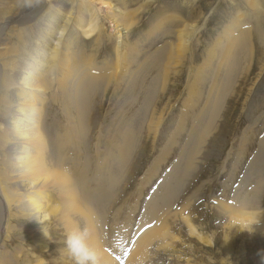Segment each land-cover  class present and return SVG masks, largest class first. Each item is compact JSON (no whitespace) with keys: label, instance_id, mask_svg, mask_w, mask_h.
<instances>
[{"label":"rangeland","instance_id":"1","mask_svg":"<svg viewBox=\"0 0 264 264\" xmlns=\"http://www.w3.org/2000/svg\"><path fill=\"white\" fill-rule=\"evenodd\" d=\"M12 1H6L0 9V14H4L12 6ZM105 1L110 3L111 9H104L96 2L93 5L101 12L127 13L128 20L134 22L127 45L138 51V63L149 60L160 46L176 42V14L182 18L183 24L196 25L197 32L190 39L188 52L176 63L170 61L169 67H163L167 71V81L163 86L159 85V95L154 97L146 119L140 120L139 115L129 119L134 123L133 130L131 128L133 142L130 144V151L133 152L129 151L130 158L123 161L116 182L108 188L110 192L117 194L111 205L115 209L114 213L113 210L110 213L106 205L100 211L89 205L91 210L81 209V213L91 212L94 219L90 221V226L99 234L103 232L104 238L111 233V228L116 237L120 236L121 231L128 225V235L130 229L134 233L148 204L147 197L160 192L167 184L162 180L167 176L168 182L167 173L174 164L173 168L177 167L176 171L178 170L174 173L178 178L175 179L179 183L175 186V194L168 210L155 224L157 227H154L156 230L159 226L158 230L162 227V233L166 236L165 239L155 238L150 242L144 253V263H141L264 264V222L258 224L257 221H249L246 226L244 220L236 217V214L240 216L239 214L244 212L264 211V0ZM23 3L20 2V5L14 7L12 14L8 11L9 15L16 18L15 21L28 11H22L19 17L25 5ZM190 15L194 16L193 19L189 18ZM119 18V21L125 19L124 16ZM225 28L229 30L223 35ZM107 31L113 33L111 28ZM227 32L230 33L226 34ZM249 32L250 52L246 60L241 59L231 84L227 90L225 88L226 92L224 91V95L219 99L216 111L210 116L208 110L214 103V100L210 101L212 92L217 83H220L225 70V61L221 59L222 54L228 50L225 45L233 41V38L240 42L243 38L241 35ZM83 38L84 36H81L80 41H86L85 47L87 50L91 49L94 37L85 41ZM14 41L15 39H11V44ZM237 41L235 40L234 44ZM111 43L103 41L100 55L97 54V64L101 65L102 60L112 54ZM218 43L224 47V52L216 48ZM130 57L134 58V54ZM164 75L166 76V73ZM113 87L114 83L101 97L100 107L96 108V113L90 118L89 124H86L90 132L86 134L85 142L81 143L83 152L80 155V167L87 164L93 168L98 161L95 160L93 147L98 148V154L102 153L99 154L102 159L104 154L110 153L108 147L112 146L113 150V142L124 141L121 140L125 127L123 126L121 131L114 130V127L115 123L125 116L120 106L128 102L129 92H123L125 87L122 86L114 96ZM49 89L45 95V103L43 102L41 124L52 146L53 135L59 132L58 126L64 124V121L62 118L59 121L61 104L52 102L51 99L55 85ZM132 104L141 108L142 101L138 99ZM115 132L118 137L112 138ZM162 154L164 155L161 158ZM155 163L157 166H154ZM1 166L0 164V169ZM174 181L173 179L172 182ZM0 182L4 183L6 193L13 198L12 182ZM48 190L43 194L51 196L46 198L47 203L49 198V207H60V210L62 204H59L58 199L55 200L56 189L51 187ZM21 202L22 200L11 201L9 212L2 203L5 217L0 228V252L12 254L16 251L20 261L18 264H34L38 259H42L44 264H74L67 251L64 252L67 231L59 218L61 213L57 212L53 215L55 217L51 218L52 224L47 238L52 247L44 259L41 257L43 254L38 255L39 252H36L33 241L36 227L29 217L24 216L25 208ZM57 202L58 204H55ZM66 217L72 219L71 223L73 226L76 224V229H86L87 225L79 214L69 213ZM5 223L7 228L4 227ZM148 227L153 226H147L145 231ZM1 238L7 240L1 243ZM120 241L115 240V246ZM105 253L108 258L116 260L110 251L105 250ZM133 254L134 251L129 254L130 257ZM127 258L129 259V256H126L122 263L126 262Z\"/></svg>","mask_w":264,"mask_h":264},{"label":"bare ground","instance_id":"2","mask_svg":"<svg viewBox=\"0 0 264 264\" xmlns=\"http://www.w3.org/2000/svg\"><path fill=\"white\" fill-rule=\"evenodd\" d=\"M6 1L0 0V9ZM23 1L13 0L12 6L6 8L4 14H0V164L2 165L0 181H10L14 186L13 198H11L4 189V183L0 182V228L5 217V211L1 208L3 204L6 211L9 212L11 201L22 200L25 208L24 216L29 217L36 227V236L33 240L36 252H39L38 255L43 254L41 257L45 259L44 256L50 252L52 247L47 235L51 229V218L55 217L53 215L57 212L61 213L59 218L68 232L76 229V224L73 226L72 219L69 220L66 216L69 213L79 214L87 225L86 229L89 233L87 244L97 252L102 263L143 264L146 255L144 253L150 242L155 238L165 239L164 236H166L162 233V227L159 230L160 226L157 230L154 227H157L155 224L168 210L175 194L176 185L179 183L174 174L177 169V167L173 168L174 164L171 166V171L167 173L169 175L168 182L166 181L167 176L162 180L163 183H167L164 187V184L162 185L164 189L161 187V191L158 190L160 192L152 193L147 197L148 204L145 206L134 233L130 229L131 234L129 232L128 235L129 225L125 227V224L123 225L125 228L120 234L121 238L113 234L112 228L111 233L105 235L104 238L103 232L99 234L90 226V221L94 219L91 212L81 213V209L89 211L91 210L89 205H93L97 211H100L106 205L107 210L110 209V213L113 210L112 213H114L115 209L111 205H113L117 194H114L113 191L110 192L108 188L109 185L116 182L121 164L129 157L130 144L133 142L131 128L133 130L134 124L129 119L139 115V119L143 118L144 120L145 116L149 115L148 112H150L151 104L153 105L154 97L156 94L159 95L157 92L159 85L163 86L167 81V71L164 68H167L170 61L176 63L184 53L188 52L190 39L196 34L197 27L196 25L183 24L182 18L176 14L175 17L178 20L175 23V27L178 26L174 36L176 42L160 46L155 50L152 58L149 56V60L146 59L147 61L138 63L136 61L137 55H139L138 51L127 45L128 35L132 33L134 22L128 20L127 13L101 12L98 7L93 5L96 2L104 9H111L110 3L107 1L36 0V4H34L35 0H30L28 3L29 0ZM20 2L25 5L22 10L20 9L19 17L22 15V11H28L19 20L17 19L18 21H15L16 18L9 14ZM32 3L33 6H31ZM120 16H124L125 19L119 21ZM190 17L193 19L194 16L190 15ZM108 28H111L113 33L108 32ZM227 30L229 29H223V35ZM248 34L250 32L242 34L243 38L240 39V42L234 38L233 41H229L230 43L225 45L228 48L225 52L223 46L219 43L216 44V48L225 53L221 58L225 61L223 62L225 70L224 73L222 72L223 77L219 80L220 83H217L214 93L212 92L213 96L210 101L214 100V103L208 110L210 116L216 111L225 88L227 90L231 84V80L240 67L241 59L243 58L242 61L246 60L247 54L250 52ZM81 36H84V41L94 37V40L91 41V49L87 50L85 47L86 41H80ZM11 39H15L12 44ZM225 40L228 39L225 38ZM235 40L237 43L234 44ZM103 41L112 42V54H108V57L104 58L99 65L96 63L98 62L97 54L100 55L99 51ZM133 54L134 58H131L130 55ZM208 56L211 57L210 54ZM196 76L194 75V77ZM113 83L112 94L114 96L124 86L125 91L123 92L126 94L129 92L128 96L130 97L128 102L121 104L120 108L122 107L124 112L122 114L125 116L122 119L119 118V122H116L114 127L116 131H121L123 126L125 127L124 134L121 132V141H124L122 143L113 142V150L112 146L107 149L111 150V154L103 153L102 159L99 158L102 153L99 155L98 148L93 147L95 160L98 161H95L96 164L93 168L87 164L80 167V161H82L80 155L83 152L81 143L85 142V136L90 132L86 124H89L90 118L97 111L96 108L100 104L101 97L108 92V88ZM52 85H55V92L54 95H51V99H53L52 102L57 101L61 104L59 121L62 118L64 124L58 126L60 130L56 135H53L51 146L49 137L41 124V115L45 95ZM160 90L162 91L161 88ZM56 92L58 94L55 95ZM194 94L195 92L192 95ZM123 98L125 99V97ZM138 99L142 101L141 108L132 104ZM193 100L195 99L193 98ZM120 112L117 114L120 115ZM117 135L115 132L112 138L118 137ZM51 149L53 153H51ZM93 152L91 153L93 154ZM81 163L83 164V162ZM155 164L154 166H157V163ZM6 172L8 173L6 174ZM49 179L51 180L49 181ZM173 179L174 182H172ZM51 187L57 191L55 200L58 199L59 204H62L61 211L60 207L52 206L50 208L49 198L48 203L46 201L50 194L48 193L49 196L43 194ZM42 189H46V191ZM20 211L19 214L22 216ZM244 213H240V216L236 214V217L244 220L246 226L249 221H257L258 224L264 222V211ZM151 225L153 227H148V230L145 231L146 227ZM5 226L7 228V223L4 224ZM189 229L193 232L190 227ZM1 234L0 229V236ZM167 234L169 233L167 232ZM117 239L121 241L115 246L114 241ZM5 240L7 239L1 238V243ZM105 250L110 251L116 260L108 258ZM132 251L134 254L130 257L129 254ZM126 256H129V259L127 258V261L122 263ZM142 261L143 263H141ZM18 262L20 261L16 251L12 254L0 252V264H18ZM43 262L42 259H38L34 264H44Z\"/></svg>","mask_w":264,"mask_h":264},{"label":"clouds","instance_id":"3","mask_svg":"<svg viewBox=\"0 0 264 264\" xmlns=\"http://www.w3.org/2000/svg\"><path fill=\"white\" fill-rule=\"evenodd\" d=\"M87 229H72L66 233L65 250L73 259L74 264H101L100 257L87 244Z\"/></svg>","mask_w":264,"mask_h":264}]
</instances>
